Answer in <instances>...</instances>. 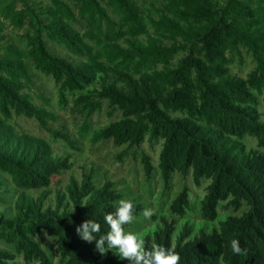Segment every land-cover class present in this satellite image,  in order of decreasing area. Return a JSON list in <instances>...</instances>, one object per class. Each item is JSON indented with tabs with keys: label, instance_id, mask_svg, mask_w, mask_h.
Returning <instances> with one entry per match:
<instances>
[{
	"label": "trees",
	"instance_id": "1",
	"mask_svg": "<svg viewBox=\"0 0 264 264\" xmlns=\"http://www.w3.org/2000/svg\"><path fill=\"white\" fill-rule=\"evenodd\" d=\"M141 1L146 0H50L51 6L37 8L29 0H0V34L9 27L22 32L17 43L0 45V172L17 188L32 191L48 189L55 176L70 170L44 142L27 144L22 154L4 150L29 140L15 137L14 117L47 119L24 93L31 83L29 68L55 81L63 103L68 93L91 87L96 73L111 72L112 83L79 100L93 112L97 99L122 113L123 119L103 129L97 140L129 148L147 139L162 142L158 168L166 191L177 173L191 175L197 188L210 183L201 201L207 222L247 208L193 240L192 228L185 226L175 242L177 221L163 218L162 227L144 238L146 248L164 246L180 256L179 264H264V154L245 155L243 144L251 138L264 151V122L255 115L260 99L264 102V0H150V9ZM146 20L171 42L168 46L153 38L147 46H118L144 36ZM47 41L92 65L75 66L53 55ZM94 47L108 50L113 68L97 62ZM242 51L254 63L246 79L230 75ZM180 55L176 68L157 70ZM142 164L151 179V158L143 156ZM67 195L72 212L46 210L43 197L18 199L16 216L0 220V243L15 251L0 248V264H17L18 256L25 264H53L33 240L44 232L55 238L60 264H129L114 252L101 255L95 242L87 244L76 231L89 219L101 224V234L110 231L104 216L123 199L114 184L97 188L93 174L85 173L81 183L71 179ZM132 203L136 219L143 209ZM190 211L185 188L170 213L184 219ZM233 239L240 241L242 253L232 252Z\"/></svg>",
	"mask_w": 264,
	"mask_h": 264
},
{
	"label": "rangeland",
	"instance_id": "2",
	"mask_svg": "<svg viewBox=\"0 0 264 264\" xmlns=\"http://www.w3.org/2000/svg\"><path fill=\"white\" fill-rule=\"evenodd\" d=\"M29 4L37 8L51 6L50 0H29ZM140 5L145 9H150L151 1H141ZM146 16L154 17L149 12ZM146 34L136 39L128 38L127 41L118 44L122 49H128L130 44L137 46H147L150 39H156L165 46L171 42L165 37L157 35L150 27L149 22ZM22 32L14 30L12 27L5 29L0 34V45H8L18 42V36ZM49 51L59 57L67 59L75 66H91L92 63L87 59H80L72 56L65 48L55 43L47 41ZM93 57L98 63L113 68L110 63L108 50L102 47H94ZM240 57H236L235 63L230 67L231 77L246 79L248 74L254 69V63L250 55L242 51ZM183 58L180 55L175 58L169 65L160 66L157 70L165 68L174 69L178 62ZM31 83L26 84L24 91L32 100L36 112L41 114L45 112L47 119L25 117H14L10 126L14 131L16 138L23 140L28 138V142L9 144L4 148L8 151H18L22 154L26 151V145L33 143L38 145L39 142L46 143L52 157L59 161L67 162L70 170L63 172L52 179L51 186L48 189L24 191L15 186L11 178L0 172V220L13 219L16 216V203L23 195L30 199H45V209L53 211L59 209V212L73 211L69 201L67 190L70 186L71 179L75 178L79 183L82 182L85 173L93 174V181L97 188H101L105 183L111 182L115 190L123 196L122 200L135 202L140 205L143 211L146 208L153 210L154 215L148 219L140 216L134 219L127 231L138 234L141 238L152 236L162 227L161 219L176 220V232L174 241L182 233L185 226L193 230L190 240L199 236L201 231L211 234L214 230L219 229V224L230 216H241L247 211L243 208L241 211L221 214L215 222H207L201 216V201L206 195V188L210 184L204 183L201 188L194 185L192 176L184 177L177 173L172 179L170 191H166L159 171V157L162 150V142L153 144L146 142L139 148H129L128 146L116 147L112 141L97 140L100 132L110 124L121 121L122 113L115 107H111L107 101H99L98 110L93 112L92 108L79 103L83 97L92 96L93 93L100 91L104 84L112 83L115 75L111 72L96 73L95 82L84 92L76 94H67V102L63 103L60 97V90L55 81L33 68H29ZM257 120L264 122V102L260 99V106L255 112ZM245 155L255 153L264 154L259 149L257 141L247 138L243 142ZM151 158L154 172L151 179H148L142 157ZM187 188L190 194L191 211L184 219L174 218L170 213V206L179 194ZM41 248L48 254L53 264H60V258L56 254L57 243L55 238L47 232L33 237ZM93 246L92 243H88ZM1 249L9 250L15 253L14 248L0 243ZM127 261V260H123ZM17 264H25L23 258L18 256ZM129 262V261H127ZM37 264V263H34Z\"/></svg>",
	"mask_w": 264,
	"mask_h": 264
},
{
	"label": "clouds",
	"instance_id": "3",
	"mask_svg": "<svg viewBox=\"0 0 264 264\" xmlns=\"http://www.w3.org/2000/svg\"><path fill=\"white\" fill-rule=\"evenodd\" d=\"M154 212L150 208L143 211V216L150 219ZM135 219L134 205L127 200H120L115 205V211L104 216V221L110 228L106 234H101V224L95 220H86L77 227L78 236L85 242H95L96 250L105 255L114 252L120 260L129 264H179L180 256L161 245L146 248L145 240L138 234L125 230V225ZM234 254L242 253L238 239L230 242Z\"/></svg>",
	"mask_w": 264,
	"mask_h": 264
}]
</instances>
